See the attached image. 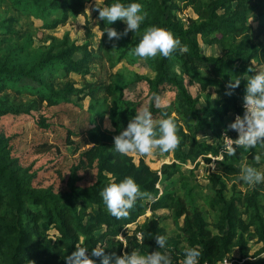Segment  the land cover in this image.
<instances>
[{
    "label": "trees",
    "instance_id": "16d2710c",
    "mask_svg": "<svg viewBox=\"0 0 264 264\" xmlns=\"http://www.w3.org/2000/svg\"><path fill=\"white\" fill-rule=\"evenodd\" d=\"M15 1L17 5L32 3L54 12L63 10L62 19L55 24L58 26L84 16L85 7L96 0ZM114 2L103 0L95 7L103 8ZM121 2L127 5L136 0ZM138 2L148 13L139 32L130 31L119 41H109L104 57L111 68L124 60L128 61L143 30L150 26L165 28L180 41L169 57L157 55L151 59L153 78L136 77L137 83L146 89L147 108L152 113L153 121L158 123L163 118H172L176 123L181 142L171 152L174 162L163 165L158 171L142 161L136 164L131 156L115 151L116 135L103 129L101 123L97 122L98 119L102 122L108 112L115 133H120L144 108L145 99L130 101L123 107V94H118L119 109L110 105L108 111L103 103L107 99H98L102 91L107 96L114 95L117 85L122 83L121 74L111 73L108 85L95 81L86 83L81 89H76L73 82L67 81L72 75L84 80L92 76L89 66L100 58L97 54L101 46L97 50L90 44L77 46L65 35L59 45L48 47L38 63L28 71H13L0 66V120L23 117L32 121L38 132L23 156L17 152L16 137L0 132V264H66L65 258L77 247H87L90 255L98 245L105 249L106 255L115 253L120 256L134 250L142 254L161 251L171 256L172 264H179L187 247H198L201 253L199 264L226 262L237 249L239 258L233 264H264V220L257 200L251 196L227 200L223 181L239 176L244 162L264 164V157L256 163L253 157L258 150L241 147L234 156L224 154L221 158L225 132L233 140L238 138L229 125L236 116L244 115L242 106L247 81L256 71L264 70V0ZM187 10H191L195 18L187 17L183 21L180 16ZM95 11L94 16L99 17L98 10ZM251 19L257 22L256 27L250 25ZM118 24L119 20L108 24L106 20L99 19L97 27L101 33L107 28H115L123 33ZM102 39L103 42L108 40L106 33ZM113 43L116 51H113ZM201 44L218 47L220 55H204ZM181 48L186 51H181ZM78 54L82 56L75 59ZM59 77L66 79V82L61 89H54L53 80ZM235 79H240V85L229 88L228 85ZM210 88L213 89L212 93L208 92ZM9 91L15 92V96H34L35 102L23 110L17 105L15 110H8L7 105L12 97ZM15 96L13 102L17 103ZM86 99L90 102L87 109L82 111V116L87 115V118L75 126L68 124L64 137L56 136L55 143H52L49 134H55V128L40 108L46 103V107L64 105L81 110V103ZM96 107H100V110ZM72 136L80 138L74 145L77 157L69 165L67 174L62 175V153L56 143H60L64 149L74 144ZM208 155L220 158L216 161L217 173L208 175L214 191L210 208L219 214L216 224L218 235L208 230L199 211H194L185 221L183 233L187 247L180 249V243L167 237L157 218H145L137 224L147 211L154 213L173 209L175 199L171 195H159L157 186L162 180L169 181L178 174L182 164H193L200 158L210 164L212 159ZM26 156L50 159L43 168L40 166L34 171L35 163L25 166L28 162ZM42 172L46 175L53 172L58 184L44 185L46 181L40 175ZM128 176L136 181L141 191L158 199L155 202L138 199L129 210V215L117 220L107 211L100 193L113 180L119 182ZM241 206L245 212H250L248 223L242 219ZM184 215L183 210L176 212L177 218ZM130 226L133 229H129ZM251 227L255 228L254 235L261 245L253 255H250L246 239ZM52 231L54 233L50 235ZM138 234L140 237L142 234L140 240L137 239ZM156 235L167 237L165 249L158 248ZM90 258L100 264L99 258Z\"/></svg>",
    "mask_w": 264,
    "mask_h": 264
},
{
    "label": "rangeland",
    "instance_id": "374dc122",
    "mask_svg": "<svg viewBox=\"0 0 264 264\" xmlns=\"http://www.w3.org/2000/svg\"><path fill=\"white\" fill-rule=\"evenodd\" d=\"M49 1V0H44ZM103 0H96L88 4L85 7V15L75 20H69L65 24L56 26L57 20L62 19V11L54 12L52 10H45L43 7L38 8L32 3L24 2L21 5H17L15 0H0V66L7 67L13 71H28L33 65L37 64L42 55L47 52V48L57 46L63 40L65 35H68L69 40L75 43L77 46H83L90 44L94 50H97L101 46V50L97 54L100 58L96 63L90 65V72L92 76L87 77L85 80L72 75L67 81L73 82L76 89L83 88L86 83H104L108 85L110 74H121L122 83L117 85V90L113 96L105 93V91L98 94L100 101L107 99L106 107L110 111V105L117 106V95L123 94L122 106L124 107L130 101H139L145 99L143 104L144 108L148 107L149 101L146 99V89L137 83L136 77L153 78L152 66L150 61L152 58L142 59L131 55L128 61L124 60L116 64L113 68L110 67V63L106 62L104 57V51L109 46V40L105 39L103 42L101 32L97 27L99 21L98 16H94L96 11L95 6L100 5ZM183 21H186L187 17L195 18L191 10L185 11L181 16ZM120 31H124L126 24L119 20ZM250 25L257 26V22L254 19L250 20ZM115 29V28H114ZM119 32L118 30H116ZM128 38L132 39L131 36ZM201 51L206 56H219L220 50L215 46H206L201 44ZM82 55L78 54L75 59H80ZM178 71V70H176ZM48 79V77H47ZM53 88L61 89L66 79L54 78ZM25 85V83H23ZM17 86H20L19 84ZM208 92H213V89H209ZM12 95L10 102L7 105L8 110H15V107H24L31 105L34 100V96L24 95L15 96V92L9 91ZM14 94V95H13ZM13 96L17 98V103L13 102ZM113 101V102H112ZM89 99H86L81 103V110L76 107L70 106H53L46 107V103L40 110L48 115L49 121L53 123L55 128V134H49V139L52 143H55V137H64L65 127L68 124H78L80 120H85L87 115L82 116V111L87 109ZM102 105V103H100ZM203 107V103L200 104ZM39 107V106H38ZM46 107V108H45ZM100 110V107H96ZM97 122L102 125V128L114 135L115 129L111 125V119L108 112L102 122L98 119ZM0 132L5 133L8 136L16 137L15 141L18 145V154L20 156L25 155L29 148L30 143L34 139V136L38 135L35 125L32 121L26 120V118H4L0 120ZM80 140L72 136L71 141L73 145L67 146L64 149L60 143L56 145L60 148L62 156L60 157V164L62 175L67 174L69 165H71L77 154L75 152L76 143ZM75 145V146H74ZM136 164L140 161L146 163L153 170H160L163 165H170L174 162L173 154L164 155L159 152H155L152 155L137 156L130 154ZM212 161L207 164L202 158L198 159L195 163H186L179 166L178 174L173 176L169 181L162 180L158 186L159 195H171L175 199L173 209L159 210L154 213L147 211L146 214L138 221L137 224L143 222L145 218H157L160 222V226L166 230L167 237L176 239L180 244L178 248L187 247L186 237L183 233L185 221L194 211L201 212L204 220L208 225V230L213 235H218L216 224L218 223L219 214L210 208V203L214 198V191L208 180V175L211 173H217V164L215 158L208 155ZM28 162L25 166L32 163L34 165V171L40 166L42 168L48 162V157H25ZM42 159V160H41ZM220 159V158H218ZM251 165L264 171V164H252L244 162V165ZM41 168V169H42ZM241 168V171H242ZM241 173V172H240ZM41 177L46 182L44 185L55 183L58 184V179L52 173L46 175L42 172ZM240 175V174H239ZM225 191L224 196L228 200L231 197L244 198L246 196L253 197L257 203V207L264 220V183L256 185L254 188L249 187L243 181L239 180V176L231 179L224 180ZM57 188V187H55ZM184 211L185 215L181 218L176 217V212ZM242 219L248 223L250 221V212H245V208L241 206L240 209ZM129 229H133L130 226ZM255 228H249L246 239L248 241L250 255H253L261 248V245L257 243V238L254 235ZM53 231L49 233L53 235ZM121 238V237H119ZM239 258V251L235 249L232 255L226 262L219 264H233ZM182 261V260H181ZM181 261L179 264H181Z\"/></svg>",
    "mask_w": 264,
    "mask_h": 264
},
{
    "label": "clouds",
    "instance_id": "9594fccd",
    "mask_svg": "<svg viewBox=\"0 0 264 264\" xmlns=\"http://www.w3.org/2000/svg\"><path fill=\"white\" fill-rule=\"evenodd\" d=\"M95 9L98 10L99 18L103 21L106 20L108 24L117 20L126 24L123 33L117 32L113 28L102 31L101 36L106 33L109 41H119L130 31L139 32L141 24L148 15L143 4L138 0L127 5L121 0H115L108 6L95 7ZM179 44L180 41L165 28L150 26L143 30L138 44L130 54L142 59L154 58L157 55L167 58ZM112 48L113 51H116L115 43ZM180 50L186 51L185 48ZM239 85L240 79H235L228 87L234 89ZM157 106H159L158 102ZM243 107V117L237 116L235 121L229 125L230 129L238 133V138L233 140L225 132L221 158L224 154L234 156L237 149L243 147L257 149L258 152L253 159L259 163L264 157V70L256 71V74L248 79L243 97ZM180 142L177 126L172 118H163L156 123L153 121L151 111L148 108H142L130 120L126 129L114 137V149L124 156L130 154L145 156L155 152L161 154L174 152ZM239 180L254 188L256 185L264 183V171L246 164L242 168ZM100 196L107 211L117 220L126 218L138 199H147L153 202L158 199L148 192L141 191L140 186L131 176L125 177L119 182L113 180L104 187ZM155 242L159 249H165L167 237L156 235ZM200 255L198 247H187L184 250L181 264H199ZM90 256L99 258L100 264H172L171 256L161 251L156 250L152 253L142 254L139 250H134L120 256L115 253L106 255L105 249L99 245L92 249L90 255L87 247H77L65 258L66 264H96V260Z\"/></svg>",
    "mask_w": 264,
    "mask_h": 264
},
{
    "label": "built area",
    "instance_id": "2783aa9c",
    "mask_svg": "<svg viewBox=\"0 0 264 264\" xmlns=\"http://www.w3.org/2000/svg\"><path fill=\"white\" fill-rule=\"evenodd\" d=\"M242 107H243V106H242ZM243 109H244V107H243ZM236 117H237V116H236ZM236 117H235V118H236ZM235 118H234V120H235ZM235 134H236V135H237V137H238V133H237L236 131H235ZM223 141H224V138H223ZM215 160H218V158H215ZM157 188H158V186H157ZM137 239H138V240H140V239H141V237H140V235H139V234L137 235ZM120 240H122V239L120 238Z\"/></svg>",
    "mask_w": 264,
    "mask_h": 264
}]
</instances>
